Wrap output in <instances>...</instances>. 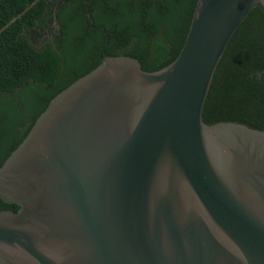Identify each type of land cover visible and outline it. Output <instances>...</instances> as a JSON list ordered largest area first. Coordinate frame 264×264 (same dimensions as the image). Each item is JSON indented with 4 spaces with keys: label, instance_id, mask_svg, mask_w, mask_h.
<instances>
[{
    "label": "water",
    "instance_id": "water-1",
    "mask_svg": "<svg viewBox=\"0 0 264 264\" xmlns=\"http://www.w3.org/2000/svg\"><path fill=\"white\" fill-rule=\"evenodd\" d=\"M254 8L197 0L167 66L103 57L50 100L0 167V264H264V131L202 117Z\"/></svg>",
    "mask_w": 264,
    "mask_h": 264
},
{
    "label": "trees",
    "instance_id": "trees-1",
    "mask_svg": "<svg viewBox=\"0 0 264 264\" xmlns=\"http://www.w3.org/2000/svg\"><path fill=\"white\" fill-rule=\"evenodd\" d=\"M197 0H0V98L27 93L37 107L23 122L0 114V167L50 100L97 67L128 56L146 72L180 52ZM57 4L58 33L51 29ZM17 107L16 110H19ZM207 125L244 124L264 131V14L250 11L215 71L203 109ZM18 206L0 199V211Z\"/></svg>",
    "mask_w": 264,
    "mask_h": 264
},
{
    "label": "rangeland",
    "instance_id": "rangeland-1",
    "mask_svg": "<svg viewBox=\"0 0 264 264\" xmlns=\"http://www.w3.org/2000/svg\"><path fill=\"white\" fill-rule=\"evenodd\" d=\"M31 96L27 93L15 95L13 97H7L5 99L0 98V114H7L13 119L20 115L23 122H26L30 117V112L33 111L37 105L31 104L30 107L26 104L29 102ZM20 107L19 110H16Z\"/></svg>",
    "mask_w": 264,
    "mask_h": 264
},
{
    "label": "flooded vegetation",
    "instance_id": "flooded-vegetation-1",
    "mask_svg": "<svg viewBox=\"0 0 264 264\" xmlns=\"http://www.w3.org/2000/svg\"><path fill=\"white\" fill-rule=\"evenodd\" d=\"M58 29L57 28H55V27H53V25H51V29L49 30V29H45V36H47V37H52L53 36V34H57L58 33V31H57Z\"/></svg>",
    "mask_w": 264,
    "mask_h": 264
}]
</instances>
